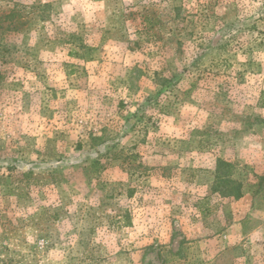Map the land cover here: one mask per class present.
I'll list each match as a JSON object with an SVG mask.
<instances>
[{"label": "rangeland", "instance_id": "1", "mask_svg": "<svg viewBox=\"0 0 264 264\" xmlns=\"http://www.w3.org/2000/svg\"><path fill=\"white\" fill-rule=\"evenodd\" d=\"M0 264H264V0H0Z\"/></svg>", "mask_w": 264, "mask_h": 264}]
</instances>
